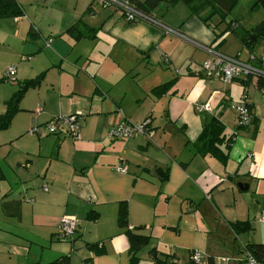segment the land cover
<instances>
[{
	"label": "crops",
	"instance_id": "1",
	"mask_svg": "<svg viewBox=\"0 0 264 264\" xmlns=\"http://www.w3.org/2000/svg\"><path fill=\"white\" fill-rule=\"evenodd\" d=\"M17 2L22 15L0 16V79L8 65L16 68L15 82L0 83V116L24 81H39L0 129V264H155L152 249L167 264H189L194 249L241 264L244 247L264 243V93L255 80L223 82L201 71L210 57L201 45L242 55L247 28L236 20L237 33L227 31L237 45L229 48L221 46L228 34L217 36L225 30L219 17L202 20L204 5L199 14L181 1L152 9L173 34L127 22L98 0ZM243 92L252 121L239 128L232 106ZM203 103L210 109L197 111ZM71 113L83 117L79 139L65 130L29 132ZM145 119L148 136L106 135L121 120ZM211 119L222 123L225 138L234 137L219 146L224 160L198 150ZM121 203L127 228L117 220ZM63 215L78 224L61 240ZM238 221L251 228L235 232ZM126 229L147 236L134 262Z\"/></svg>",
	"mask_w": 264,
	"mask_h": 264
},
{
	"label": "built area",
	"instance_id": "2",
	"mask_svg": "<svg viewBox=\"0 0 264 264\" xmlns=\"http://www.w3.org/2000/svg\"><path fill=\"white\" fill-rule=\"evenodd\" d=\"M104 6H114L122 12L124 19L127 22L137 20L146 21L155 24L163 29L166 33L179 34L175 29L162 24L155 17L137 9L129 0H98ZM210 54L211 58L206 59L201 64V71L208 78H217L223 82H229L237 78L247 80L249 76H264V54L257 57L255 54H250L247 59H241L239 53L235 55H228L214 50L212 47L203 46ZM1 79L6 82L13 83L16 80L15 65H8L2 73ZM236 112V124L238 127L247 126L252 121V112L249 107L248 94L243 92L240 100L232 106ZM207 103L197 106V111L209 110ZM40 110V108L38 109ZM82 115L80 113H71L69 115L55 116L40 126H33L29 129L30 133L56 134L60 130H65L73 138H80V127L82 122ZM153 129L150 125L149 119L142 122H128L121 120L119 123L112 125L107 131L109 139H127L137 134L150 135ZM117 169L121 172L126 171V166L119 165ZM260 220L264 221V212L261 213ZM78 221L72 215H63L60 218L58 225V232L56 234L58 239H70L72 234L76 231ZM230 259L225 256L212 257L207 259V255L201 251L194 249L190 255L189 264H229ZM241 264H263L258 260L252 252L244 247L241 251Z\"/></svg>",
	"mask_w": 264,
	"mask_h": 264
},
{
	"label": "trees",
	"instance_id": "3",
	"mask_svg": "<svg viewBox=\"0 0 264 264\" xmlns=\"http://www.w3.org/2000/svg\"><path fill=\"white\" fill-rule=\"evenodd\" d=\"M130 3L135 6L137 9L151 15V10L154 9L162 0H129ZM177 1H181L185 3L191 9L192 13L199 14L202 6H207L209 8L208 12L201 16L202 20L210 25V20L213 16L217 15L219 17V23L225 24V30L228 29L234 31L237 26L236 20L230 17V13L238 0H168L170 3H174ZM254 6H261L264 9V0H254ZM23 11L21 5L17 2V0H0V16L4 17H17L22 15ZM152 16V15H151ZM154 17V16H153ZM76 29V27H71L69 30ZM248 32H253L258 39L264 40V17L263 19L252 26L251 28L245 29L240 35V38L243 40L244 44L252 48L253 44H250L246 41V35ZM234 33H237L234 31ZM218 36V35H217ZM264 69V66H263ZM2 80V79H0ZM247 80H255V86L258 90L264 93V76H249ZM39 77L36 79H30L24 81L17 91L13 94V96L7 102V108L3 115L0 116V129L6 128L15 112L18 110V104L25 93V91L38 83ZM167 87V84L160 85L156 87L154 90L156 92L163 91ZM250 107V103H249ZM251 109V107H250ZM240 128V127H239ZM224 127L221 122L217 119H211L203 128L202 133L198 139V150L200 152H210L213 153L220 160H224L226 157V152L220 149L221 143H224L225 146H229L232 139L234 138L231 134L229 137L225 138ZM117 220L120 226H124L127 228V207L124 203H121L118 210ZM233 230L239 233L250 229V225L248 222L238 221L232 225ZM128 240L130 242V251H131V260L134 262L138 257L136 256V252L141 248V246L146 243L147 236L133 233L130 229L125 230ZM252 254L260 260L264 264V243H252L246 246ZM150 254L153 256L155 264H167L166 260H160L156 256V252L154 249L150 250ZM49 264H59L58 261H54Z\"/></svg>",
	"mask_w": 264,
	"mask_h": 264
},
{
	"label": "rangeland",
	"instance_id": "4",
	"mask_svg": "<svg viewBox=\"0 0 264 264\" xmlns=\"http://www.w3.org/2000/svg\"><path fill=\"white\" fill-rule=\"evenodd\" d=\"M253 4H254V0H238V2L236 3V5L234 6V8L232 9L230 13V17L233 18L234 20H237L241 24V26L244 27V29L251 28L255 24L259 23L264 17V9L259 5L254 6ZM27 8L29 7L27 6ZM212 24L217 25V23L214 21H212ZM228 32L230 31L226 30V31H221L220 33H218L219 38H221L224 33L228 34L226 37L224 35V37L226 38V42L224 43L221 42V46L224 44L223 46L225 47L227 46L229 48L235 47L237 45V42L233 38L234 35L229 34ZM244 50L245 51L243 52L242 55H240L241 51L239 53V57L241 59H247V57L249 56L248 54L249 51L254 52L256 55L262 56L264 54V40L259 39L255 42L254 47L250 49L246 47L244 48ZM246 54H248L247 57H246ZM209 58H211V54H210V57H208V59ZM0 83H7V82L2 79L0 80Z\"/></svg>",
	"mask_w": 264,
	"mask_h": 264
},
{
	"label": "water",
	"instance_id": "5",
	"mask_svg": "<svg viewBox=\"0 0 264 264\" xmlns=\"http://www.w3.org/2000/svg\"><path fill=\"white\" fill-rule=\"evenodd\" d=\"M245 39L250 44H253L255 40L257 39V36L253 32H248ZM238 186L240 188H246L247 185H242L241 183H238ZM168 264H169V261H168Z\"/></svg>",
	"mask_w": 264,
	"mask_h": 264
}]
</instances>
